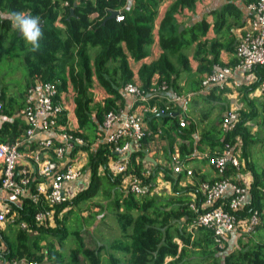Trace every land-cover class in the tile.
<instances>
[{
	"label": "trees",
	"instance_id": "trees-1",
	"mask_svg": "<svg viewBox=\"0 0 264 264\" xmlns=\"http://www.w3.org/2000/svg\"><path fill=\"white\" fill-rule=\"evenodd\" d=\"M78 1L75 6L73 3L74 13L71 17L69 9H62L63 27H57L55 21L60 12L61 0H0V60L21 58L30 83L35 80L54 83L58 92L65 90L67 84L71 83L75 92L78 130H68V133L80 139L83 144H76L69 156L73 158L79 151L87 152L85 169L90 175L88 186L84 190L55 208V226L51 228L48 221L39 226L35 222L36 214L47 209L43 197L39 196L36 202L33 200L36 187L42 182L38 178L36 167V174L28 186V194L20 198V205L11 206L17 217L0 232L6 246L3 258L26 259L37 264L45 260L51 264H101L102 253L106 252L104 245L90 249L84 247L81 242L79 247L71 249L68 256H64L61 243L68 233L65 222L73 206L77 207L80 203L99 198L104 202L93 203L94 206L100 211L109 210L119 225L121 239L129 240L124 242L118 239L109 244L107 249L129 257V264H264V241L259 234L264 220V169L258 171L249 162L250 148L256 144L258 136L251 134L248 123L256 118L258 108L255 101L247 97L263 83L264 65L253 70L257 78L255 83L238 87L249 110H239V122L231 132L223 134L220 130L222 116L218 126H210L202 134V138L194 143L192 135L195 128L193 125L180 127L178 117L166 115L161 118L162 129L157 128L156 118L147 119L150 135L142 140V148L131 155L125 175L136 174L149 185L154 182L157 174L161 173L166 181L171 182L175 196L165 201L157 195L136 197L122 189L121 182L125 175L113 176L108 171L109 161H118V156L109 144L101 142L102 124L108 112L123 108V88L133 80L128 60L130 58L140 61L148 56L154 40L155 21L165 0H130L129 4L127 0ZM244 1L250 4L257 0ZM196 2L197 0H175L166 10L157 29L162 53L158 60L142 65L138 71V81L144 91L152 87L153 78L157 76V84L165 82L170 90L178 93L176 89L179 75L190 72L186 54L189 49H193V58L198 63L197 75L214 72V66L225 67L219 61L221 51L235 52L237 39L232 33V28L244 25L242 10L236 5V0H226L219 10L211 12L216 38L210 42L204 41L210 27L206 19L189 25L181 24L176 19L184 9L192 12ZM122 7L126 8L122 21L109 18L110 11H118ZM21 12L33 18L39 17L38 27L42 35L38 40L39 48L35 51L31 50V45L26 44L18 28L13 27L12 14ZM209 54L212 56L211 60L208 59ZM94 78L107 94V98L101 103H94L91 92ZM202 78L194 82L197 86L195 91L201 89ZM30 83L25 85L19 95L6 96L4 92L0 93V99L4 103L0 143L13 144L22 139L27 126L18 116V110L23 106ZM226 91V88L213 87L209 96L213 97L216 92L222 95ZM258 106L260 111L264 112V103H259ZM58 124L66 126L65 112ZM158 138L167 141L165 157L168 163L178 139L181 142L176 146L183 163V159L193 155L195 151H201V146L209 149L207 155L210 157L219 154L225 143L234 144L237 138L240 139L241 157L246 161L252 176V182L248 185L249 203L243 215L253 210L260 213V224L256 228L258 241L250 239L244 243L242 237H239L236 249L222 257L220 255L226 252L228 246L226 244L220 249L214 241L212 231L204 228L193 232L188 230L195 214L190 209L191 200L183 194L189 189L182 191L178 188L182 174H175L166 167L155 166L153 172L148 175L142 171L141 163L136 164L137 158L146 162V144L155 143L158 148ZM95 144L96 147L90 151ZM29 145V151L37 149L34 142ZM19 150L25 151L23 145ZM231 175L232 171L229 170L224 176ZM220 178L222 176H218L216 180ZM197 195L195 204L199 207L203 197L201 193ZM65 208L69 209L61 220L59 215ZM90 218L93 217L90 215L84 219ZM20 221L27 224V229L18 226ZM11 226L18 227L15 235L17 243L14 246L6 234V230L9 231ZM31 232L36 233L34 237L30 236ZM56 235H59L57 247L53 241L46 240L48 236L54 238ZM75 235L80 239L79 233ZM80 256L83 263L79 260ZM109 262L119 264L112 255L109 256Z\"/></svg>",
	"mask_w": 264,
	"mask_h": 264
},
{
	"label": "built area",
	"instance_id": "built-area-1",
	"mask_svg": "<svg viewBox=\"0 0 264 264\" xmlns=\"http://www.w3.org/2000/svg\"><path fill=\"white\" fill-rule=\"evenodd\" d=\"M128 4L130 0H127ZM79 3L78 0H61L60 12L56 18L55 25L63 27L61 23L62 9L73 10ZM247 15L245 26L235 47L236 63L233 67L225 66L210 74L204 75L201 82V91L208 92L213 87L219 89H230L232 94L241 86H248L257 81L253 70L260 65H264V0H257L247 5ZM124 7L115 12V20H123ZM241 75V81L236 79V75ZM264 89V84L260 85ZM169 88L165 82L153 83L148 91L141 88L139 81L132 80L123 88V93L133 96L136 105L141 112L152 114L166 113L169 105L160 108L150 106L152 100L164 99ZM187 99L174 96L173 102ZM239 108L234 103L229 110L224 113L220 123V130L223 134L231 132L239 122ZM4 103L0 99V123L3 121ZM65 112L63 102L59 99L57 85L50 82L35 80L27 89L23 106L18 110V116L22 118L27 129L21 140L13 144L0 143V188L9 192L13 199L20 200L28 194V186L32 174L23 162L32 160L38 167L37 173L43 182L36 187V195L33 200L36 202L39 196L43 197L47 209L40 211L35 216L36 224L42 225L45 221H51L55 208L65 202L70 201L78 191L73 184L81 175V168L76 167L72 161L65 164L67 154L74 146L83 142L68 133L64 125L58 124ZM66 114V112H65ZM117 124L118 128L107 137L101 138V142L110 145L111 150L117 154L118 161L112 172L113 176L125 175L133 153L142 148V140L150 135V131L145 127L142 117L137 114L124 113L122 109L108 112L102 124V130H108L112 125ZM180 127H185L186 122L182 119ZM59 130V132H57ZM59 141L46 139L37 142V149L29 151V143L42 134L56 133ZM158 137L160 132H158ZM160 140V138H158ZM161 141V140H160ZM159 141V146L161 145ZM56 142L58 144H56ZM23 145L25 151L19 148ZM158 146V147H159ZM44 156V157H43ZM204 159L213 168L217 177L222 178L212 183H205L201 186V196L203 197L199 207L195 201L190 205L191 211L195 214L194 219L188 226V230L193 232L199 228H204L213 232L214 241L222 249L231 237L251 236L255 233L260 224V213L257 210L243 215L244 209L249 203L248 187L240 185L232 176L225 177L229 170L238 173L242 167L241 161V141L237 138L234 144L225 143L220 153L215 156L205 155ZM171 169L175 174L185 173L190 176L191 171L184 170L183 162L179 155L173 153L170 157ZM152 184L145 182L142 177L136 174H127L123 177L121 187L126 193L136 197L151 195ZM153 188V187H152ZM4 207L0 209V232L1 226L7 221L14 220L17 213ZM21 229H27V224L20 221ZM6 246L0 233V264ZM15 262V261H14ZM28 264H37L30 262Z\"/></svg>",
	"mask_w": 264,
	"mask_h": 264
},
{
	"label": "crops",
	"instance_id": "crops-1",
	"mask_svg": "<svg viewBox=\"0 0 264 264\" xmlns=\"http://www.w3.org/2000/svg\"><path fill=\"white\" fill-rule=\"evenodd\" d=\"M175 0H165L162 5L159 8V13L157 16V19L155 21V29H154V40L153 44L150 48V51L148 53V56L140 61H133L129 58V66L133 73V79L138 81V71L140 67L144 64H150L158 60L160 57L162 51L159 46V41L157 37V29L159 27V24L164 17V14L166 10L168 9L169 5L172 4ZM226 3V0H197L195 8L192 12L188 11L187 9H184L179 15L176 16V19L179 23L184 25H189V23L200 21L201 19H206L207 23L209 24V30L206 34V37L204 38V41H212L216 38L214 28H213V17L211 15L212 11L219 10L224 4ZM236 5L242 10V22L244 25L242 27L232 28V33L234 37L239 39L242 30L245 26V19L247 15V5L249 3H246L244 0H236ZM186 54L188 55L189 60V66H190V72H183L179 75L177 80V92L172 91V89L168 91L167 94H165V98L158 99V100H152L149 102L150 106H158L160 108H164V106L169 105V111L166 113H157L152 114L149 112H141V109L136 105L135 99L133 96L124 94V105L122 110L124 113H132L137 114L142 117L145 127L148 129V121L147 119L149 117L156 118V126L158 129H162V122L161 117L158 115H173V117H178L179 122L182 119H185L186 127L193 125L195 128V132L192 135L194 143L200 140L202 138V134L208 129L210 126H218L219 125V119L224 115V113L229 110L231 105L234 103L237 105V107L240 110L248 111L249 107L243 102L242 100V93L238 91V88L235 90L236 94H232V90L227 89V91L220 95L218 92L214 94V96H209L210 92H203L200 90H194L197 88L195 81L201 79L206 73L202 75H197V67L198 63L193 58V49H189ZM208 59H212V56L209 54ZM219 61L223 66H232L235 63V55L233 52H226L221 51L219 56ZM219 66H214L213 71H216L220 69ZM236 79L240 82L241 81V75L237 74ZM158 81V77L155 76L153 78V83ZM34 82L30 83V86ZM264 84V81H263ZM241 86V85H240ZM93 96H94V103H101L105 98H107V94L98 85L97 81L94 78V84L93 89L91 90ZM182 97L183 99H187L186 103H184V100L182 101H171L174 96ZM75 92L73 90V87L71 83L69 82L67 84V88L61 92H59V99L63 102L66 112V127L69 131H77L78 130V123L75 116V102H74ZM249 100L255 101V106L258 108L256 113V118L248 123V126L250 128V132L252 135H257L258 138L255 145H252V149H255L260 145L261 140H264V138H260L264 136V112L260 111V107L258 106L259 103H264V89H261L260 86H258L254 91L249 93L247 95ZM118 128L117 124L112 125L110 129L107 131L104 130L102 132L103 137L109 136L112 132H114ZM150 129V128H149ZM148 129V130H149ZM59 132V130H57ZM56 133H48V134H42L36 136L32 142L37 145V142L46 140V139H53L56 141H59V138ZM178 139V138H177ZM180 139H178L174 144V152L178 153L177 146L180 143ZM160 146L157 148L156 144H146L144 151H145V163L141 162L138 158L136 159V164L141 163L142 171L146 172V174L150 175V173L153 172V168L155 166H162L166 167V169L172 170L171 165L168 163L165 157V150L167 149V141L161 140ZM96 147V144L91 147L92 151ZM250 148V150H251ZM201 151H195L193 155L186 157L183 159L185 161L183 163L184 170L191 171L190 176H186L185 173H181L182 177L181 180L178 182V188L180 190L189 189L188 192L184 191V196L191 200V202L196 201L198 198L197 193L200 194L201 192V186L205 183H212L216 180L217 175L214 172L213 168L208 164L206 159H204V156L209 153V149L205 148L204 146H201ZM242 151V150H241ZM242 154V153H241ZM65 158V164L68 162V160L72 161V163L78 167L81 168V175L77 181L74 182L73 186L77 190H84L89 183V172L85 169L87 165V152L79 151L73 158H70L69 154H67ZM169 155V154H168ZM171 155V154H170ZM44 157V156H43ZM32 161L28 159L26 162H23V166H27L32 174V178L34 174H36V167L37 165ZM242 167L238 173H232L233 179H236L237 182L241 185H244L248 187V185L252 182V176L250 169L245 166L246 161L242 159ZM195 162L197 164L195 165ZM249 162L255 167L254 162L252 161V156L250 152V158ZM117 161H109L108 163V171L112 174L113 170L115 169ZM38 169V167H37ZM83 170V171H82ZM263 170V169H262ZM102 174V173H101ZM114 175V174H113ZM40 181L43 182V179L38 177ZM40 182L39 184H41ZM38 184V185H39ZM151 187H153L152 193L150 196L157 195L159 198L163 199L164 201L167 199H170L175 196V194L172 192V184L169 181H166L161 173H158L154 182L151 183ZM102 200V199H101ZM21 201L17 199H13V197L9 194V192L3 190L0 188V209L4 207H10L12 204L20 205ZM69 208H65L62 213H65L68 211ZM97 211V209H94ZM61 217V214L59 215ZM100 216H98L99 218ZM98 218L95 219L96 223L95 226L98 223ZM54 219V218H53ZM12 220L7 221L5 224L1 226V230L3 231L5 229V225L7 226ZM49 224V223H48ZM19 226V224H18ZM51 228H54L51 224L49 225ZM20 227V226H19ZM18 227L17 226H11V228L6 230V234H8V237L10 239V242L12 243V246L17 243L16 240V232ZM35 232H31L30 236L34 237ZM237 240V237H231L228 241V243H234ZM44 243V242H42ZM228 245V244H227ZM57 247V246H56ZM109 251H107L108 253ZM127 258V260L120 261L118 258H116L119 261V264L123 262V264H129V257L125 256L123 259ZM15 261V262H14ZM30 263L26 259H15V260H9V259H3L1 264H28ZM40 264H51L48 261H43Z\"/></svg>",
	"mask_w": 264,
	"mask_h": 264
},
{
	"label": "rangeland",
	"instance_id": "rangeland-1",
	"mask_svg": "<svg viewBox=\"0 0 264 264\" xmlns=\"http://www.w3.org/2000/svg\"><path fill=\"white\" fill-rule=\"evenodd\" d=\"M27 83H30V81L24 62L21 58H4L0 60V93L4 92L6 96L19 95L23 91ZM260 138H264V136ZM250 152L252 161L255 164V168L258 171L264 169V140H261L260 145H258V147H256L255 149L251 148ZM28 162H31V164L33 163L32 161ZM196 164L197 162H195V165ZM79 191L80 190H78L77 192ZM96 202L101 203L104 201L98 198L80 203L77 207L73 206L72 212L67 215V219L65 222L68 233L67 236L61 241L62 253L64 254V256H68L70 250L76 249L82 242L84 247L90 249H93L99 245H104L106 252L102 253L101 264H110V255L114 256V258H118L120 261L127 260V258L123 259L125 257L123 253L107 249L109 244L118 239H121L122 234L113 214L107 209L100 211V209L96 208L93 204ZM94 209H97L98 211H95ZM65 213H61V217L59 219L62 220ZM94 213H98L99 215H95ZM262 213L264 215V210ZM90 215L93 218L86 220ZM98 216L100 217L98 218ZM96 218H98L99 221L95 226ZM50 224L53 227L55 226L54 219L49 221V225ZM262 225L263 226L259 234L263 237L262 241H264V220ZM75 233H79L80 239L76 237ZM257 234L258 231H255V234L242 237V240L244 243H246V241L248 242V240L250 239H255L258 241V238L256 237ZM58 237L59 235H56L54 238L52 236H48L46 240L53 241L55 246H58ZM121 240L124 242L129 241L127 239ZM237 240L234 243H228V249L224 254H221L220 256L223 257L228 252L236 249ZM42 245H44V243H42ZM107 251L109 252L107 253ZM79 260L83 263V258L81 256L79 257ZM85 264L87 263L85 262ZM120 264H123V262H121ZM191 264H194V262H192Z\"/></svg>",
	"mask_w": 264,
	"mask_h": 264
},
{
	"label": "clouds",
	"instance_id": "clouds-1",
	"mask_svg": "<svg viewBox=\"0 0 264 264\" xmlns=\"http://www.w3.org/2000/svg\"><path fill=\"white\" fill-rule=\"evenodd\" d=\"M13 27L18 28L22 38L26 44L31 45V50L35 51L39 48L38 40L41 37V29L38 27L39 17L33 18L24 13H13Z\"/></svg>",
	"mask_w": 264,
	"mask_h": 264
},
{
	"label": "water",
	"instance_id": "water-1",
	"mask_svg": "<svg viewBox=\"0 0 264 264\" xmlns=\"http://www.w3.org/2000/svg\"><path fill=\"white\" fill-rule=\"evenodd\" d=\"M73 10H70V17L73 15ZM26 15V17L28 16V14H25ZM115 15H116V13L115 12H112V13H110V15H109V18L110 19H113L114 17H115ZM180 30H182V27H180ZM159 117H161V118H163V117H165L166 115H158Z\"/></svg>",
	"mask_w": 264,
	"mask_h": 264
}]
</instances>
